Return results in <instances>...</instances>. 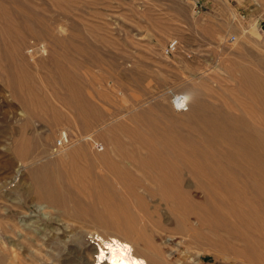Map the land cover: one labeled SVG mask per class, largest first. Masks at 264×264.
<instances>
[{"label": "rangeland", "instance_id": "1", "mask_svg": "<svg viewBox=\"0 0 264 264\" xmlns=\"http://www.w3.org/2000/svg\"><path fill=\"white\" fill-rule=\"evenodd\" d=\"M244 70L264 80V0H0V264L125 232L153 264H264V166L172 105L262 129Z\"/></svg>", "mask_w": 264, "mask_h": 264}, {"label": "bare ground", "instance_id": "2", "mask_svg": "<svg viewBox=\"0 0 264 264\" xmlns=\"http://www.w3.org/2000/svg\"><path fill=\"white\" fill-rule=\"evenodd\" d=\"M242 77L243 81L252 90L254 96L253 98L260 105V108L264 113V80L257 73L247 70L243 71ZM195 92L188 89L187 96L189 98V102L188 98L184 94L175 95V99L173 100L172 105L174 109L178 111V118L192 121L203 130H208L216 136H221V138H225V134L230 132V135H232L237 140L238 149H240L242 153H246L256 164L264 166V128H262V130L257 125L249 127L246 120L240 117L230 118L228 116H222V121H220L219 123L213 121L215 117H213L211 112L219 115L221 114V112L218 110V108H213L205 105L203 102H198L199 98L197 93ZM191 106L192 108H190ZM203 130L201 132H205ZM245 132H248V135L243 134ZM59 141V149L68 144V135L66 132H64ZM80 151L81 150L75 149L72 152H63V155H61V157L57 156L56 158L67 159L70 157V154H77V152ZM148 156L149 158L153 159L152 154L149 153ZM94 159L98 162L100 160L102 163L106 161L104 156H94ZM154 159L165 160V158L158 156ZM236 161L238 162V160ZM233 164H235V162ZM48 193L49 195L56 194V192L52 190L48 191ZM40 196L42 197V194H40ZM123 228H126L127 231L129 229V227L127 226H123ZM127 233L125 232L122 235H95V238L93 237L91 244L95 245V243H97L96 248L92 245H86L85 250L89 252L95 251L96 257H94V260H91L89 258L86 259V264H153L138 251L137 241L139 240V237L134 235L132 236L131 240L128 238ZM155 255L159 259V262L160 260H164L162 253H157ZM76 257L82 259L83 250H77ZM71 263L72 261L69 260L68 264Z\"/></svg>", "mask_w": 264, "mask_h": 264}, {"label": "built area", "instance_id": "3", "mask_svg": "<svg viewBox=\"0 0 264 264\" xmlns=\"http://www.w3.org/2000/svg\"><path fill=\"white\" fill-rule=\"evenodd\" d=\"M177 49H178V42L177 41H172L170 44H169V46H168V52L170 53V54H172V53H174V52H176L177 51ZM175 99V98H174ZM98 148H102L100 145H96Z\"/></svg>", "mask_w": 264, "mask_h": 264}]
</instances>
